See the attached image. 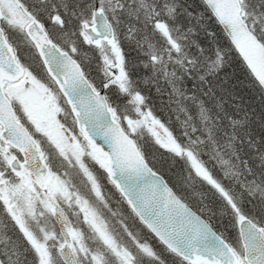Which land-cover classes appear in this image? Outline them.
<instances>
[{"label": "trees", "instance_id": "trees-1", "mask_svg": "<svg viewBox=\"0 0 264 264\" xmlns=\"http://www.w3.org/2000/svg\"><path fill=\"white\" fill-rule=\"evenodd\" d=\"M20 1L44 24L52 40L80 62L95 88L105 91L117 119L149 165L241 251L238 218L264 227V91L204 2L111 0L123 3L117 19L107 14L125 72L124 88H118L106 82L110 79L101 52L80 35L101 0ZM242 5L246 22L264 44V0H242ZM37 10L51 12L57 22L46 21ZM6 33L23 61L22 47ZM22 37L43 73L35 49ZM133 97H139L140 104ZM132 101L170 132L175 148L166 149L155 137L141 140L130 132L121 117L134 112ZM102 176L100 208L112 217L117 237L120 234L123 244L143 259L140 264H188L149 233L104 172ZM4 225L6 235L27 246L15 224ZM145 246L153 254L147 255ZM27 254L28 264H35L31 247Z\"/></svg>", "mask_w": 264, "mask_h": 264}, {"label": "water", "instance_id": "water-1", "mask_svg": "<svg viewBox=\"0 0 264 264\" xmlns=\"http://www.w3.org/2000/svg\"><path fill=\"white\" fill-rule=\"evenodd\" d=\"M203 1L264 90V68H260L258 64L256 70L250 67L249 61L232 42V31L235 27L253 49L264 50V45L244 20L241 0H222L232 18V24L221 22L214 8L209 6L208 0ZM15 2L29 21L25 33L34 44L48 75L70 106L78 130L88 144L96 149L97 154L105 158L106 173L110 182L147 229L167 249L190 264H243L232 247L210 224L175 193L163 176L149 166L135 141L116 121L104 92L94 89L80 64L50 39L42 23L18 0ZM92 22L90 26L84 25L83 31L93 46L99 48L102 43H115L114 28L104 10L98 6L94 9ZM105 63L116 75L121 74V69L116 65H110L107 60ZM23 76L24 69L17 62L14 49L0 27V105L3 106L0 110V124L3 127L1 135L3 141L18 150L23 157V162L15 159L11 164L12 168L18 173L25 171L39 188H43L50 173L43 160L44 154L28 130L18 122L13 105L5 94V82H17ZM3 120L11 121L16 128L10 130L2 123ZM13 131L23 135V145L17 146L13 140ZM118 133H122L123 137L116 140L113 134ZM42 176L46 178L43 181L40 180ZM144 191H154L155 200L164 211L167 222H162L155 215L145 211L140 199ZM53 217L65 240L60 250L61 260L64 264H78L72 250L70 236L72 223L69 217L60 206L55 207ZM239 234L244 249V262L264 264V227H259L250 219L244 218L239 221Z\"/></svg>", "mask_w": 264, "mask_h": 264}, {"label": "rangeland", "instance_id": "rangeland-1", "mask_svg": "<svg viewBox=\"0 0 264 264\" xmlns=\"http://www.w3.org/2000/svg\"><path fill=\"white\" fill-rule=\"evenodd\" d=\"M43 1L35 0L37 3ZM43 5L46 6L45 3ZM121 5L123 3L120 1H100V7L111 17L114 14L116 19ZM37 12L46 21L57 22L51 12ZM0 13L3 24L13 40L22 47L19 53L28 70L21 82L7 87L6 93L14 102L22 120L49 154L48 160L52 167V173L45 183L46 192L38 191L26 177L30 187L26 186L20 192L14 193L12 187L21 183V177L13 175L14 172L10 170L9 159L12 162L15 155L3 144L0 134V179L3 181L0 183V264H25L21 263V257L13 260L14 255L25 248L6 235L3 214H9L21 226L32 246V241L43 246V255L33 246L37 253V264H42L45 259L47 264H63L59 251L63 248L64 241L53 220L56 205H61L72 219V246L79 264H140L143 259L138 258L123 244L120 234L117 237L112 217L104 208H100L103 199L100 183L105 182L104 178L100 177H103L102 172L106 168L105 161L83 138L73 132L74 121L65 107L64 100L55 91L52 83L43 80L44 77H39L34 70V62L30 57L33 54L32 48L22 37L27 21L13 0H0ZM80 35L84 39L83 35ZM74 46L72 44V49ZM103 53L109 63L116 64L120 69L123 67L122 55L117 45L105 46ZM106 70L110 79L106 82L124 88L123 68L119 75ZM133 98L135 104H140V99ZM131 104L135 107L134 112L121 117L130 132L141 140L147 135L155 137L166 149L175 148L170 132L147 113L142 112L141 108L139 111L133 101ZM67 132L72 135L73 143ZM72 233H75V236ZM143 250L147 255L153 254L150 246L143 247ZM237 252L242 258L241 251Z\"/></svg>", "mask_w": 264, "mask_h": 264}, {"label": "snow or ice", "instance_id": "snow-or-ice-1", "mask_svg": "<svg viewBox=\"0 0 264 264\" xmlns=\"http://www.w3.org/2000/svg\"><path fill=\"white\" fill-rule=\"evenodd\" d=\"M208 4L210 7H213L215 10L216 15L219 17L221 22H227L229 24H232V18L226 11V5L222 2V0H208ZM87 26V25H85ZM232 42L236 44L237 48L241 51V54L244 55L245 59L249 61V66L253 67L254 70H256L257 64L260 68H264V50H255L253 49L245 39L244 35L237 31L235 27H233L232 31ZM11 77H9L10 79ZM139 99V97H137ZM3 106L0 105V110H2ZM2 123L7 126L10 130H13L16 128V126L9 120H3ZM131 124V122H129ZM153 123H156L153 121ZM123 134H113V138L118 140L119 138H122ZM126 139V138H125ZM13 140L17 144V146H21L24 143V137L22 134H17L16 131H13ZM129 143H131L129 141ZM11 163V159H9V164ZM21 177V183L14 185L12 187V191L14 193L20 192L22 189H24L26 186L30 187L26 180L27 173L25 171H21L17 173ZM45 177H40V180H45ZM0 183H3L2 179H0ZM8 189H3V191H7ZM141 202L142 206L144 207L145 211H147L149 214H153L157 217V219L161 220L162 222H167L165 220V213L162 209L159 208L156 200H155V193L154 191H144L141 193ZM73 236H75V233H72ZM33 246L37 249L38 253L43 255L42 252V245L36 244L35 241H32ZM42 264H47V260H43Z\"/></svg>", "mask_w": 264, "mask_h": 264}, {"label": "flooded vegetation", "instance_id": "flooded-vegetation-1", "mask_svg": "<svg viewBox=\"0 0 264 264\" xmlns=\"http://www.w3.org/2000/svg\"><path fill=\"white\" fill-rule=\"evenodd\" d=\"M73 132H74L75 134L78 135L76 128L73 130ZM17 176H19V175H17ZM26 177H27V176H26ZM0 213H1V212H0ZM6 215H7V216H6ZM3 220H4L5 222H14V221H15L12 217H10L9 214H3Z\"/></svg>", "mask_w": 264, "mask_h": 264}]
</instances>
